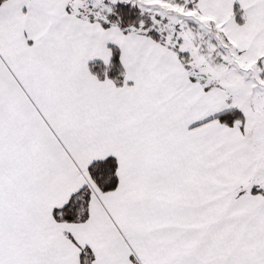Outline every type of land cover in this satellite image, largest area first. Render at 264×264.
I'll use <instances>...</instances> for the list:
<instances>
[{"label": "snow or ice", "instance_id": "snow-or-ice-1", "mask_svg": "<svg viewBox=\"0 0 264 264\" xmlns=\"http://www.w3.org/2000/svg\"><path fill=\"white\" fill-rule=\"evenodd\" d=\"M0 264H264V0H0Z\"/></svg>", "mask_w": 264, "mask_h": 264}]
</instances>
